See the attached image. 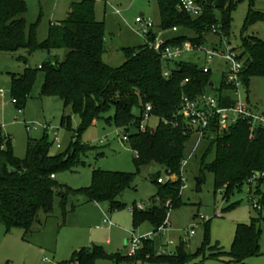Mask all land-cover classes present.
<instances>
[{"label": "trees", "instance_id": "1", "mask_svg": "<svg viewBox=\"0 0 264 264\" xmlns=\"http://www.w3.org/2000/svg\"><path fill=\"white\" fill-rule=\"evenodd\" d=\"M196 1L202 5L203 11L200 15L191 16L176 8L178 0H156L160 15L158 27L167 32L173 26L177 27V31L165 39V45H181L185 41L206 43L208 38L215 36L211 33L213 27L229 37L231 12L243 0ZM95 3L94 0L71 1L66 18L50 23L46 39L38 43L36 23L26 24V2L0 0V51L24 49L50 53L55 49L66 50L62 60L50 57L37 69L26 68L23 74L12 77L11 97L15 99V105L22 109L30 97L38 71H41L43 83L40 95L58 97L79 118L76 138H71L74 142L71 141L67 149L57 155L50 154L52 142L47 139L46 132L39 139H28L22 158L13 155L10 141L6 143V149H0V223L7 230L20 228L25 236L32 233V226L38 221L40 212L47 217L52 215L55 195L59 197L63 217L69 198L75 196H82L87 202H108L110 210L124 207L117 198L130 187L134 173L94 169L91 184L80 189L60 184L55 178L56 173L71 171L76 165L78 153L88 148L81 145L78 138L102 114L112 111L105 121L124 130L126 142L135 154L137 168L156 163L162 171L180 176L184 150L191 136L182 124H172L181 94L194 97L210 90L219 96L222 105L232 102L231 96L222 94L223 90L232 89L225 83L223 74L217 86L211 80V70L204 72L199 64L181 60L175 61L170 75L165 77L163 68L169 61L163 60L161 51L156 52L146 44L123 49L125 60L118 67L105 63L102 60L104 22L95 17ZM258 21H264V14L250 9L244 30ZM237 50L238 58L243 60L241 81L247 89L251 77H264V41L255 36H244ZM185 79L188 81L184 82ZM147 102L151 103L152 115L159 121L155 128L142 131L139 129L140 112ZM135 108L139 110L137 116L133 112ZM71 116L63 114L60 127L74 132ZM249 129L246 119H237L223 130H219L213 122L206 134L210 143L201 159L200 174L197 176L202 183L204 172L212 173L214 188L220 193L224 191V198L241 190L244 184L249 186L248 193L253 195L250 200L256 202L257 207H253L258 212L257 217L251 218L247 224L237 225L228 254L236 264H244L246 258L260 254L258 223L264 221V129L259 127L255 130L257 137L255 134L250 137ZM212 149L215 150V157L212 162L206 163L205 156ZM159 176L158 172L152 177L157 186L155 194L162 202L170 199L171 207L179 206L182 203L180 178L158 183ZM168 210L156 204L147 209H134L133 222L148 221L154 231H158L166 223ZM183 249L180 246L174 253L158 254L153 250L152 241L144 239L142 248L132 255L107 254L101 247L94 246L72 252L67 261L59 264H94L98 258L130 264L145 260V257L152 261L181 264L186 259ZM3 264L9 263L6 261Z\"/></svg>", "mask_w": 264, "mask_h": 264}, {"label": "rangeland", "instance_id": "2", "mask_svg": "<svg viewBox=\"0 0 264 264\" xmlns=\"http://www.w3.org/2000/svg\"><path fill=\"white\" fill-rule=\"evenodd\" d=\"M27 12L24 17L26 24L36 23V40L38 43L47 37L48 26L65 18L69 6L67 0H24ZM251 1H253L251 3ZM264 14V0H243L231 12L230 47L238 49L244 36H255L264 41V21H258L244 30L245 18L249 10ZM116 10L118 12H116ZM143 15L151 18L155 28L159 26L160 15L156 0H101L95 3V17L104 22L105 49L102 60L110 66L118 67L125 60L123 49L137 48L143 45V39L138 33L139 25L136 17ZM172 34L168 31L165 37ZM205 45L217 43V38H208ZM225 45H221L224 49ZM65 49H55L50 53L44 50L29 52L19 49L14 52L0 51V149H6L10 141L13 155L22 158L26 152L29 138L39 139L47 133V139L52 142L50 154L57 155L67 149L79 126V118L71 113L69 106H64L58 97L41 96L43 74L38 71L36 81L30 92V97L18 112V106L12 103L11 80L14 76L24 73L26 68L37 67L50 57L59 61L64 58ZM51 58V59H53ZM192 61L200 66L208 65L211 70V80L220 85L225 65L221 59L214 58L206 62L202 54L187 53L181 59L170 61V69L175 61ZM240 97L247 98L250 109L264 114V77H251L246 89L243 85L238 88ZM232 98L231 90H223ZM137 116L139 110H133ZM71 114L73 131L60 127L62 115ZM112 115L110 110L87 128L78 138L79 143L86 148L80 151L76 165L71 171L56 173V181L72 189L88 187L92 180V171H120L134 173L130 187L124 190L117 200L124 204L121 209L110 210L108 202H87L82 196L70 197L65 207L63 217L58 195L54 196L53 213L47 217L40 212L38 221L32 226V233L24 234L20 228L6 229L0 223V264H59L67 261L72 252L94 246L101 247L107 254L126 256L133 236L143 239L150 235L155 253L165 250L167 254L174 253L180 246L186 254L181 264H236L229 257L236 227L239 223H249L257 217L248 193V185L244 184L224 198L214 188L213 175L204 172L201 191H195L194 178L200 174L201 159L209 146L205 137L198 140L191 134L184 150L183 176L187 187L182 190L181 204L171 207L170 199L162 202L155 193L157 186L153 176L161 167L156 163L139 168L134 163V152L123 140L124 130L107 123L106 118ZM158 118L152 116L147 125L155 128ZM31 126L26 130V126ZM47 128L44 129L43 127ZM57 133V141L54 134ZM215 157L212 149L205 156V162L210 163ZM254 186V185H253ZM133 203H141L145 209L153 204L169 208L166 223L158 231L148 221L134 224L132 212L128 209ZM106 219V223L103 221ZM260 229L259 255L250 256L244 264H264V221L258 223ZM192 232V235H188ZM142 240V242H143ZM142 248L141 246L138 250ZM94 264H127L125 261L113 262L109 259L98 258ZM130 264H170L168 262L152 261L145 257Z\"/></svg>", "mask_w": 264, "mask_h": 264}, {"label": "built area", "instance_id": "3", "mask_svg": "<svg viewBox=\"0 0 264 264\" xmlns=\"http://www.w3.org/2000/svg\"><path fill=\"white\" fill-rule=\"evenodd\" d=\"M77 1V0H70ZM95 2L101 0H94ZM176 8L179 11H183L191 16L200 15L203 11V7L196 0H178ZM116 12H118L116 10ZM135 22L139 25L138 33L143 39V44H146L150 49L162 52V58L165 61H173L181 59L184 54L187 53H197L202 54L205 61L209 62L214 58L221 59L225 65V71L222 73L224 76V81L226 84L232 86L231 91L235 95L232 98V102L227 105H222L219 100V96L213 91H205L194 97H190L185 93L181 94L180 103L176 111L173 113L172 124L174 126L183 125L185 131H189L190 134L196 135L198 140L206 137L207 131L210 125L214 122L219 130L228 128L231 124L236 122L237 119H246L249 124V136L253 137L255 130L257 128L264 129V114H257L253 112L249 105L247 98L242 99L238 88L243 85L241 81V70L243 66V60L238 58V50L230 47L228 37H226L218 28L213 27L211 33L217 38V43H212L211 46H206L203 44H193L190 41H185L181 45H165V38H163V33L167 32L158 27L156 30L154 22L151 18H145L143 15L136 17ZM177 27L173 26L171 32H176ZM151 37H153L151 39ZM212 40V39H208ZM221 45H225L224 49ZM203 71L207 72L210 70L208 65L202 66ZM163 75L168 77L170 75V69L168 67L163 68ZM188 81L187 79L184 82ZM0 92H2L0 90ZM12 103L15 104V99H11ZM18 112L21 113L22 109L18 108ZM141 123L139 129L144 131L146 128H150L147 125L148 120L152 115V105L147 102L142 105L140 112ZM159 121V119H158ZM158 124V123H157ZM26 130L29 131L31 126L25 125ZM44 129L47 127L44 126ZM54 134V141H57V133ZM123 140H127V136L123 135ZM186 161L183 159L181 161V173L180 176L173 174L169 171H163V175L159 176L157 179L158 183H166L176 180L178 177L181 181V192L187 187L186 179L183 176V168ZM258 175V173L256 174ZM54 178V175H51ZM254 207H257L256 202L253 201ZM144 205L141 203H135L134 205L128 206V209L133 212L134 209H144ZM104 222L107 220L104 219ZM192 235V232L190 234ZM144 239H150V235ZM143 239H138L131 237L129 242L131 244L130 248L127 250L128 255H132L137 251L142 243ZM167 253L165 250L158 252V254Z\"/></svg>", "mask_w": 264, "mask_h": 264}, {"label": "water", "instance_id": "4", "mask_svg": "<svg viewBox=\"0 0 264 264\" xmlns=\"http://www.w3.org/2000/svg\"><path fill=\"white\" fill-rule=\"evenodd\" d=\"M211 86H213V83H211ZM258 136V133L255 134V137ZM195 181V191L200 192L201 191V181L198 177L194 178Z\"/></svg>", "mask_w": 264, "mask_h": 264}, {"label": "crops", "instance_id": "5", "mask_svg": "<svg viewBox=\"0 0 264 264\" xmlns=\"http://www.w3.org/2000/svg\"><path fill=\"white\" fill-rule=\"evenodd\" d=\"M67 1L69 2V5H70V2H71V1H70V0H67ZM68 11H69V6H68V8H67V11L65 12V18H66V16H67ZM61 20H63V19H61ZM61 20H60V21H61ZM157 29H158V27L156 28V30H157ZM167 33H168V32L163 33V35H162L163 38H165V39L167 38V37H165V34H167ZM171 35H172V34H171ZM171 35H170V36H171ZM55 178H56V177H55ZM105 223H106V222H105Z\"/></svg>", "mask_w": 264, "mask_h": 264}]
</instances>
